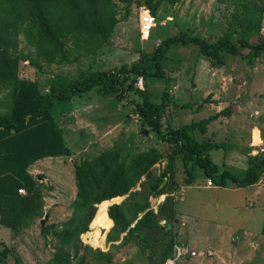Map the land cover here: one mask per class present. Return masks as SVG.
Here are the masks:
<instances>
[{
  "label": "rangeland",
  "instance_id": "obj_1",
  "mask_svg": "<svg viewBox=\"0 0 264 264\" xmlns=\"http://www.w3.org/2000/svg\"><path fill=\"white\" fill-rule=\"evenodd\" d=\"M116 12L119 20L106 42L85 51L70 41L67 43V59L63 61L50 63L39 57L37 63L32 64L21 60L19 76L36 82L39 90L47 94L52 88L67 87L75 78L86 77L89 72L119 69L122 65L131 67L138 63L142 54L151 56L158 44L178 33L215 42L229 30L237 38L246 14L244 8L227 0H165L156 14L151 37L141 41L137 7L132 5L127 15L125 7L120 3ZM258 15H261L258 35L264 37V13ZM35 27V22L23 21L19 35L14 37L17 42L11 45L16 53L36 58ZM220 58L221 63L214 65L213 58L204 56L195 44L174 43L164 51L162 64L166 76L160 78L147 75L143 78V89L146 86L154 102H159L166 90L167 99L161 120L163 129L199 121L215 114V110L220 111L228 106L230 114L219 116L208 124L205 134L197 130L194 136L200 141L208 139L224 142L225 147L213 149L209 156L220 170L225 165L234 175L241 177L247 170L248 156H264V52L252 66L240 57L224 51L220 53ZM145 65L148 70H153L149 60ZM11 90L10 86H0V115L10 112ZM136 100H141V96L133 90L125 91L123 97H118L114 91L101 92L96 88L69 99L53 98L52 116L62 128L72 154L49 159L38 165V171H34L36 179L43 184V215L40 219L29 221L19 230L0 225V251L10 246L12 255H9L8 261L11 264H14L13 256L18 258V264H52L51 258L57 246L53 229H60L61 222L73 212L72 204L76 194L75 162L93 158L109 149L120 137L132 144L134 151L150 146L167 149L152 129L147 124L143 125L141 116L135 110ZM166 166L167 160L164 158L154 165V170L159 174ZM193 176L195 183L206 181V184H211L203 169L197 165L193 167ZM166 177L167 185L176 183L172 188L177 198L187 181L178 157H175L174 173ZM256 187L260 197L255 195V186L251 185L220 187L214 191L200 190L198 193L191 189L183 190L179 196L182 200H176L175 209L179 212L187 204L191 208L193 200H200L199 212L207 214L209 220H198L196 226L192 220L186 219L183 224L181 222L173 226L170 236L174 239L175 233V240L180 243L189 234L194 236L195 227L197 239L188 241L190 247L203 251L210 247L215 255L185 257L176 264L214 260L220 247L216 242L226 238L225 235L221 236L220 233L225 231L219 224L226 223L233 227L231 233L234 234L228 243L231 247V260H251L247 264H264V234L261 236L259 232L264 223V176ZM138 189H141L139 184L133 190ZM145 196L146 189L127 204L133 207L135 200ZM126 197L122 196L115 203H122ZM160 197L150 196V207L157 209L162 200ZM210 204L213 206L209 207ZM42 219L44 224L41 223ZM161 224H164L163 221ZM50 225H54L53 229L42 231V228ZM244 228L252 230L245 239L241 237ZM109 231L105 233V249H98L110 253L111 264H150L145 253L132 241L123 247L113 245H118L120 241L107 242ZM79 240L81 244H78L77 254H74L72 248L69 251V264H78L81 257H84L86 264H105L96 262L91 251L85 247L90 245L81 237Z\"/></svg>",
  "mask_w": 264,
  "mask_h": 264
},
{
  "label": "trees",
  "instance_id": "obj_2",
  "mask_svg": "<svg viewBox=\"0 0 264 264\" xmlns=\"http://www.w3.org/2000/svg\"><path fill=\"white\" fill-rule=\"evenodd\" d=\"M164 1L0 0V86L12 87L10 112L0 115V225L19 230L26 221L40 219L43 215V184L28 168L45 157L72 154L62 128L52 116L53 98L69 99L94 88L101 92L114 91L118 97H123L125 91L133 90L141 96V100L135 101V110L141 116L143 125L147 124L167 146L164 150L150 146L134 151L132 144L120 137L109 149L74 163L76 194L73 212L61 222L60 229H53L54 225L42 228L43 232L52 228L57 239L52 264H69L71 248L77 254L78 244H81L79 237L88 231L98 203L124 195L127 197L122 203H114L107 209L113 224L107 242L120 241L118 245H113L123 247L132 241L145 253L150 264H162L170 256L175 239V233L173 239L170 230H174L176 199L172 187L176 183H165L166 176L174 173L175 157L182 162L186 183L194 180V165L202 168L211 183L220 187L249 186L264 176V156H248L247 170L237 177L224 165L220 170L209 156L213 149L225 147L224 142L200 141L194 136L197 130L205 134L208 124L221 115L230 114L228 106L199 121L163 129L161 120L166 105V90L161 100L154 102L146 86L144 89L134 86L138 77L166 76L162 64L164 51L174 43L195 44L204 56L213 58L214 65L221 63L220 53L224 51L252 66L264 52V37L258 35L261 28V15L258 14L264 13V0H227L246 12L237 38L229 30L215 42L178 33L158 44L151 56L142 54L138 63L131 67L122 65L119 69L89 72L86 77L75 78L67 87L52 88L47 94L39 90L36 82L19 76L21 60L32 64H36L39 57L50 63L63 61L67 59V43L70 41L85 51L106 42L119 20L116 12L118 4L125 7L127 15L132 5H144L156 15ZM25 20L36 24V58L16 53L11 48L12 43L16 44L14 37L19 35ZM148 60L153 67L151 71L145 65ZM164 158L167 166L157 174L154 165ZM138 184L141 189L133 190ZM22 188L26 194H19L18 189ZM145 189L147 196L135 200L133 207L127 204ZM152 195H165L156 211L150 207L149 197ZM162 220H165L164 224H161ZM85 247L91 251L96 262L111 264L110 253ZM9 255H12V250L10 246H5L0 251V264H11ZM13 257V263L18 264V258ZM78 264H86L84 257L79 259Z\"/></svg>",
  "mask_w": 264,
  "mask_h": 264
},
{
  "label": "crops",
  "instance_id": "obj_3",
  "mask_svg": "<svg viewBox=\"0 0 264 264\" xmlns=\"http://www.w3.org/2000/svg\"><path fill=\"white\" fill-rule=\"evenodd\" d=\"M210 104H212V103H210ZM217 112H219V110H215V113H217ZM52 158H56V157H45V158H42V159H39V160L35 161L33 164H31L29 166V168H28L29 172L35 177L34 171H38L39 170L38 165L43 163V162H45V161H47V160H49V159H52ZM31 169H33V170H31ZM258 182L253 184V185H251V186H255V195L260 197L259 196L260 194H258L257 187H256ZM216 188H220V186L212 184V183H211V185H208V184H206V181H205V183L204 182H202V183L196 182L195 183V181L193 180L192 182L185 183L182 186V189L180 190V195H182L181 193L183 192V190H187L188 191V190L191 189L195 193H198L200 190L214 191ZM236 189H238V188H236ZM179 196L177 197L178 199L176 197H175V199L176 200H182L181 197L179 198ZM164 198H165V195H163V198H162L161 202L163 201ZM190 204H192L191 208H189L188 204H187L185 206H182V208H181V210L179 212L177 211V209H175V219L173 221V224L175 226H177V224H180L181 222L183 224L184 220H186V219L192 220L193 224H195L196 226H197V224H199L198 220H202V221L205 220V222H208L209 219L206 217L207 214H204V213L201 214L199 212V210H201L200 207H199L201 205L200 204V200H193V203H190ZM212 206L213 205L210 204L209 207H212ZM154 210L156 211L157 209H154ZM141 215L142 214L140 213L139 216H141ZM26 222L28 223V221H26ZM263 226H264V223H263ZM219 227H221V228L223 227L225 232L224 233H220V234H221V236L225 235L226 238L222 242H218V243L216 242V244H218L220 246L217 249L218 256L214 260H211V259H209V260H199L196 264H247L248 263L247 261H250V263H251V260H237V261L235 259L231 260V258H230V256L232 257L231 247L228 245V243L230 242V240L233 238V235H234L233 233H231L233 227L230 226L228 223L221 224V225L219 224ZM262 229L263 228H261L260 231H259L261 233V236H263ZM193 230H194V236L192 234H189V236H186L185 239H183L180 243L188 244V241H190V240H192V242L195 241L197 239V237H195V232H196L195 230H197V229L194 227ZM241 232H243L241 237L243 239H245L247 234H251L252 230H250V228L248 230L244 228ZM186 234H188V232ZM226 239H228V240H227V243L225 244ZM240 241H242L241 238H240ZM241 244H242V242H241ZM190 248L193 249V250L199 251V252H207V250H210V251L213 252V254L211 256L215 255V251L213 249H211L210 247L207 248L205 251H203L201 249L197 250L194 247H190ZM202 256L211 257V256H206V255H202ZM198 257L201 258L200 256H195V257H191V258H198Z\"/></svg>",
  "mask_w": 264,
  "mask_h": 264
},
{
  "label": "built area",
  "instance_id": "obj_4",
  "mask_svg": "<svg viewBox=\"0 0 264 264\" xmlns=\"http://www.w3.org/2000/svg\"><path fill=\"white\" fill-rule=\"evenodd\" d=\"M137 20H138V31L139 38L141 41H145L150 38L154 25L156 24V15L152 14L151 11L144 5L137 6ZM137 87L143 89L144 81L143 77L137 78ZM211 183V181L209 180ZM211 185V184H208ZM19 194H26L25 189H18ZM165 223V220H162ZM161 221V222H162ZM212 251L199 252L190 248L188 244L178 243L175 239L172 246V252L170 256L162 264H176V262L185 257L195 256H211Z\"/></svg>",
  "mask_w": 264,
  "mask_h": 264
},
{
  "label": "bare ground",
  "instance_id": "obj_5",
  "mask_svg": "<svg viewBox=\"0 0 264 264\" xmlns=\"http://www.w3.org/2000/svg\"><path fill=\"white\" fill-rule=\"evenodd\" d=\"M121 198L122 196H117L97 204V211L89 224L88 231L80 236L85 243L95 248L105 249V233L113 225L107 215V209L112 203L118 202ZM160 198L162 199L163 195Z\"/></svg>",
  "mask_w": 264,
  "mask_h": 264
},
{
  "label": "water",
  "instance_id": "obj_6",
  "mask_svg": "<svg viewBox=\"0 0 264 264\" xmlns=\"http://www.w3.org/2000/svg\"><path fill=\"white\" fill-rule=\"evenodd\" d=\"M144 131L146 132V130H144ZM145 132H144V133H145ZM47 217H48V216L45 215V219H47ZM139 217H141V216H139ZM41 223L44 224V219L41 220Z\"/></svg>",
  "mask_w": 264,
  "mask_h": 264
}]
</instances>
